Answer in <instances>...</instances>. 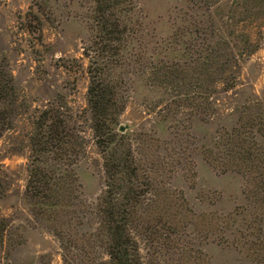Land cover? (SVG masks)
Masks as SVG:
<instances>
[{
  "label": "trees",
  "instance_id": "1",
  "mask_svg": "<svg viewBox=\"0 0 264 264\" xmlns=\"http://www.w3.org/2000/svg\"><path fill=\"white\" fill-rule=\"evenodd\" d=\"M77 1L90 29L83 48L88 60L83 113L101 158L103 182L96 197L85 195L79 178L88 141L78 114L67 103L35 110L26 134L23 202L59 241L62 264H145L142 245L147 264H207V254L203 247L195 248V239L212 236L210 241L218 242L223 227L231 230L235 247L244 248L246 261L264 257V99L255 97L256 103L246 108L228 106L210 138L205 133L200 140L191 132L192 119L210 122L216 113L217 84L222 82L225 92L238 84L228 83L218 70H228L232 63L239 66V59L253 52L249 36L235 28L244 15L241 9L244 13L249 6L225 0L226 14L219 20L227 16L231 24L220 31L231 46L226 54L212 43L217 39L208 28L186 18L188 24L174 41L184 44L182 56L186 60L190 55L194 67L191 71L188 64L190 70L179 74L173 66H166L164 73L160 37L141 0ZM204 13L206 21L217 22L209 7ZM179 50L173 46L166 62L178 58ZM11 79L0 70V139L14 128L17 113ZM147 85L156 91L160 118H153L147 129L123 125L130 98L148 100L140 98V88ZM180 109L188 116H181ZM194 157L218 174L243 177V211L223 217L190 205L176 178L180 169L188 177L186 171L196 166ZM4 193L0 179V195ZM243 228L254 229V239L244 236Z\"/></svg>",
  "mask_w": 264,
  "mask_h": 264
},
{
  "label": "rangeland",
  "instance_id": "2",
  "mask_svg": "<svg viewBox=\"0 0 264 264\" xmlns=\"http://www.w3.org/2000/svg\"><path fill=\"white\" fill-rule=\"evenodd\" d=\"M240 1L249 6V11L243 13L241 9L244 15L236 23V32L249 36L253 52L239 59V66L234 67L232 63L228 70H218L217 73L228 83L236 81L238 84L225 92L223 83L219 82L218 105L216 113L209 118L210 122L197 121L198 117L191 120V123L196 120L191 124V132L200 140L205 133H209L207 138L214 135L232 106L239 104L246 108L256 103L252 101L255 97L264 99V0ZM141 6L160 37L165 58L164 73L169 69L166 66L179 69V74L194 67L189 61L190 55L186 57L187 61L182 56L184 44L177 45L174 41V36L185 29L189 20L212 32L211 37L217 39L212 43L218 51L223 48L225 54L229 52L231 46L227 39H222L220 31L225 24H231L227 16L223 21L219 20L221 13L226 14L225 0H141ZM207 7L217 16V22L206 21L204 12H207ZM89 35L83 8L77 0H0V70L12 78L17 107L14 128L0 139V179L5 190L0 195V264H62L59 241L23 202L29 155L26 134L30 129V116L35 110L47 104L65 102L78 114L88 141L86 156L78 166L79 178L89 199H94L101 189V158L83 113L88 86V60L83 56V48ZM173 46L180 49V55L166 62V54ZM234 76L238 78L234 79ZM150 80L153 81L152 78ZM149 86L140 88L142 95H147L140 98H148L144 103L135 96L130 98L121 117L123 125L147 129L153 118H160L161 107L154 104L158 99L156 91ZM179 86L186 88L182 83ZM180 110L181 116L187 113L185 109ZM194 158L196 166L193 171H186L188 177L183 176L180 169L176 178L177 186L183 190L190 205L199 211L215 212L223 217L234 211H243L246 204L242 192L243 177L234 172L218 174L201 158ZM237 220L241 224V216ZM232 222L229 219V223ZM235 229L233 227L232 230ZM243 230L244 236L254 239L251 235L254 229ZM222 231L223 238L218 242L210 241L212 236L195 239V248L203 247L207 254V264H264L261 255L253 256L250 263L246 261L244 248L235 247L231 230L223 227ZM142 253L147 264L143 245Z\"/></svg>",
  "mask_w": 264,
  "mask_h": 264
}]
</instances>
